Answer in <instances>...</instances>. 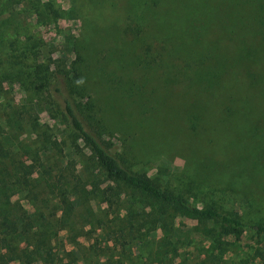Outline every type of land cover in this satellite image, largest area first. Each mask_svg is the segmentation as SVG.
<instances>
[{"label": "rangeland", "instance_id": "1", "mask_svg": "<svg viewBox=\"0 0 264 264\" xmlns=\"http://www.w3.org/2000/svg\"><path fill=\"white\" fill-rule=\"evenodd\" d=\"M127 24L143 31L126 34ZM66 37L111 151L195 205L264 224V0H0V124L34 94L52 99L37 94L34 69ZM10 142L21 160L38 147ZM85 158L53 151L31 162L40 186L11 187L13 202L45 214L36 235L56 264H263L264 234L249 230L217 254L188 219L163 232L135 199L107 203L102 177L84 170L75 181Z\"/></svg>", "mask_w": 264, "mask_h": 264}, {"label": "trees", "instance_id": "2", "mask_svg": "<svg viewBox=\"0 0 264 264\" xmlns=\"http://www.w3.org/2000/svg\"><path fill=\"white\" fill-rule=\"evenodd\" d=\"M40 16L47 18L44 12ZM123 31L139 35L143 29L127 24ZM53 52L49 65L44 61L37 63L33 81L37 94L46 91L52 99L39 100L34 94L25 101L22 108L15 110L13 121L8 125L16 131H8V127L0 124V157L10 160L9 163L2 161L6 184L0 192V264L36 261L56 264L52 251L36 235L45 214L37 212L31 203L13 202L11 187L28 193L33 185L40 186L41 181L34 180L38 169L31 164L39 161L43 165L42 160L53 151L63 161L67 149L86 157L85 163H79L81 170L75 175L76 183L82 180L84 170L92 181L102 177L106 183L102 193L107 203L112 204L113 198L135 199L163 232H170L179 218L188 219L194 223L189 229L209 241L208 248L217 254L224 253L228 242H240L249 230L258 236L264 234V224L244 222L239 215L226 213L213 204L195 205L187 196L162 185L151 175L135 171L122 156L111 151V144L101 136L104 125L95 113L94 99L82 83L78 68L82 54L75 37L57 39ZM44 108L48 121H42L40 116ZM13 140L18 142L15 147L20 148L30 140H37L38 147L29 148L23 155L25 160H21L7 145ZM52 184L49 182V187ZM167 242H173L168 234L163 237V244ZM255 255L261 257L259 249Z\"/></svg>", "mask_w": 264, "mask_h": 264}]
</instances>
